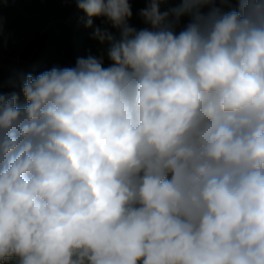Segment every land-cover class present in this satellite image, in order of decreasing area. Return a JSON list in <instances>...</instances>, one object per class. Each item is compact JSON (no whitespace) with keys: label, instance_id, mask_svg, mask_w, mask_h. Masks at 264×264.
Segmentation results:
<instances>
[{"label":"clouds","instance_id":"clouds-1","mask_svg":"<svg viewBox=\"0 0 264 264\" xmlns=\"http://www.w3.org/2000/svg\"><path fill=\"white\" fill-rule=\"evenodd\" d=\"M71 2L118 35L0 86V264H264V0Z\"/></svg>","mask_w":264,"mask_h":264},{"label":"trees","instance_id":"trees-1","mask_svg":"<svg viewBox=\"0 0 264 264\" xmlns=\"http://www.w3.org/2000/svg\"><path fill=\"white\" fill-rule=\"evenodd\" d=\"M3 1L0 0V86L5 95L21 93L22 76H36L52 67H74L73 55L92 39L100 22L99 17L93 18V27H85L81 20L85 14L74 2L61 6L60 0H25L27 20L10 35L8 11L1 7ZM130 3L139 13L147 6L144 0ZM112 32L118 35L115 29ZM57 47L63 52H54Z\"/></svg>","mask_w":264,"mask_h":264},{"label":"rangeland","instance_id":"rangeland-1","mask_svg":"<svg viewBox=\"0 0 264 264\" xmlns=\"http://www.w3.org/2000/svg\"><path fill=\"white\" fill-rule=\"evenodd\" d=\"M68 2H71V0H60L59 1L61 6ZM24 3H25V0H4L2 3L1 7L8 11L7 18L9 21V25L11 27L10 35H14L16 30L17 31L20 30L22 23L27 20V15L24 10ZM172 6H175V5L162 4L161 11H164L167 8L172 7ZM145 7L147 6H144V8ZM131 8H132L133 16L131 20L129 21L130 25L135 27L138 30L148 27V25H146L143 22L142 18L140 17L139 11L136 10L137 12H135V7L133 6H131ZM187 22H188L187 18L186 17L183 18L181 22V27H183ZM98 27H101V28L108 27L109 30L112 31L111 26L107 24L103 18H100ZM106 47H107L106 45L102 46L97 41L91 39L86 45L82 47V49L78 53L73 55V59L76 61L77 58L86 57L89 54L98 56L103 52L104 58H105L104 66L107 67L110 64V61H108L107 59ZM54 52H63V51H61L60 47H57L54 49Z\"/></svg>","mask_w":264,"mask_h":264},{"label":"water","instance_id":"water-1","mask_svg":"<svg viewBox=\"0 0 264 264\" xmlns=\"http://www.w3.org/2000/svg\"><path fill=\"white\" fill-rule=\"evenodd\" d=\"M71 65H73V63L69 62Z\"/></svg>","mask_w":264,"mask_h":264}]
</instances>
